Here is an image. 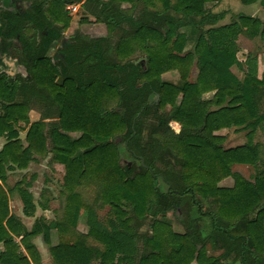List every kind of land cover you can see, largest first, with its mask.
Listing matches in <instances>:
<instances>
[{"label": "trees", "instance_id": "16d2710c", "mask_svg": "<svg viewBox=\"0 0 264 264\" xmlns=\"http://www.w3.org/2000/svg\"><path fill=\"white\" fill-rule=\"evenodd\" d=\"M218 1L85 0V10L95 23L106 25L107 35L93 38L76 31L52 58V44L74 24L66 10L73 1H33L21 15L0 11V36L20 44L11 53L30 75L27 91L51 101L58 114L47 132L45 123L30 127L25 149L14 123L27 119V108L11 104L0 117V136L9 139L0 165L25 168L31 153L45 158L51 152L65 168L64 219L56 224L61 240L50 249L55 264H264L261 150L250 141L224 149L223 138L214 135L231 127L254 129L264 116L258 108L263 83L253 71L243 81L231 72L242 27L253 28L258 21L241 16L239 23L210 27L218 16L206 4ZM186 27L195 34L188 51L187 37L179 33ZM115 32L121 37L113 45ZM136 50L145 55L144 63L129 60ZM194 65L198 75L192 82ZM172 71L180 84L163 81ZM15 89L0 72V99ZM213 91V99H203ZM171 122L180 126L179 133ZM66 132L82 135L72 140ZM120 146L134 164L121 165ZM236 164L257 169L253 182L232 172ZM230 177L233 187L219 186ZM84 188L96 202L109 205L107 219L100 220L82 201ZM6 203L0 185V262L35 264L37 251L29 242L47 230L35 223L31 232L23 231ZM82 210L89 235L65 239ZM169 212L180 216L183 233L165 222ZM144 219H150V230L141 232L134 223ZM22 232L27 257L18 255L12 239ZM89 237L103 247L89 245ZM208 248L220 255H209Z\"/></svg>", "mask_w": 264, "mask_h": 264}, {"label": "crops", "instance_id": "0c3cea01", "mask_svg": "<svg viewBox=\"0 0 264 264\" xmlns=\"http://www.w3.org/2000/svg\"><path fill=\"white\" fill-rule=\"evenodd\" d=\"M207 9L212 15L218 16L215 22L211 23L210 27H221L224 25H230L232 23H239L241 16L252 18L257 20L258 23L255 27H242V32L238 35L236 44L238 46L237 61L238 63L231 68V72L236 76L239 81H243L248 73L255 74L256 79L262 82L260 87L263 93V99L258 103L259 114H264V0H220L218 2H209L206 4ZM81 9L80 5L78 6ZM76 7V9H78ZM78 9V10H79ZM83 11V10H82ZM88 13V11H84ZM79 14L81 13L78 12ZM1 26V25H0ZM101 26V25H100ZM183 29H191L186 27ZM105 35H101L100 37ZM195 36V34H194ZM189 37L187 36V40ZM69 42L68 38H62L52 44L48 53V57H54L55 51L66 45ZM17 44V45H16ZM11 45V46H10ZM13 46H19V42L13 37L0 36V60L2 65L0 66V72L5 73L8 78L16 84V89L11 93L7 99H0V117L5 114V109L11 104H23L26 110L25 120H19L17 124L14 123L15 131L18 134V139L21 142L22 148H27L28 143L26 141L28 131L30 127L35 123H45L46 132L50 130V127L58 122V114L54 108V104L51 101L46 102L39 94H30L26 89L27 81L30 80V75L24 65L19 63V56H15L12 52ZM6 50V51H5ZM3 59V60H2ZM195 66V67H194ZM190 73V81H195L198 75L197 66L194 65ZM196 68L197 74L192 80V71ZM8 70V71H7ZM11 71V72H9ZM176 72V71H172ZM170 73V72H169ZM167 73V74H169ZM165 75V74H164ZM61 83V78L57 80ZM166 81V80H163ZM170 82L172 84H180L179 82ZM207 94H211V97H206ZM215 91L209 92L203 95L204 100L213 99ZM35 102L44 105V108L36 107ZM36 107V108H35ZM167 107V111H169ZM213 109H217L214 107ZM171 127L179 128L175 130L176 133L180 132V126L175 123H170ZM175 126V127H174ZM66 134L72 139L77 140L81 137V132H69ZM249 134V136H248ZM214 135L222 137V147L224 149H231L239 146H244L249 143L257 145L260 150V158L264 161V116L254 129L245 130L243 127H231L222 129L215 132ZM50 140V138H49ZM238 142V143H235ZM9 143L8 136H0V155L5 146ZM225 143H229L228 146H224ZM51 143L49 142V147ZM120 158L122 155L119 152ZM143 164V161H142ZM243 166L246 168H254V176L257 169L251 165L236 164L232 167V172L235 167ZM46 168L50 175L56 176L60 172V179H55L51 176L44 178V185L40 187V193L36 194L34 191L38 188L37 183L40 179L41 168ZM238 174V173H237ZM240 174V173H239ZM64 176L65 168L62 164L53 159V154L50 152L45 158L31 153L29 163L25 168H19L11 163H4L0 165V185L6 194L7 209L9 215L13 216L19 223V228L23 231L31 232L35 223H41L45 226L47 231H40L35 237L30 240V244L36 249L35 264H55L51 255V247H56L60 243V233L57 228V223L64 219V207L66 204L63 194L64 188ZM243 176V175H241ZM232 178V177H230ZM227 178V179H230ZM244 179L253 182L254 177L248 179L243 176ZM226 179V180H227ZM233 179V178H232ZM225 180L220 183V187L231 188V186L222 185ZM55 183V184H54ZM234 184V183H233ZM85 189V188H84ZM84 191V190H83ZM28 193L27 200L24 199V194ZM83 193V192H82ZM82 201L87 202L82 196ZM88 204V203H86ZM264 206V200L261 203ZM172 213V212H169ZM100 220H105L97 215ZM32 223L30 224L28 222ZM90 227L88 224V215L85 210H82L77 218L75 227H71L69 236H65V239H76L79 235L88 236ZM22 235H12L14 243L19 247L18 255L27 257L25 247L21 243ZM87 243L91 246L102 247L99 243H96L90 237L87 239ZM4 250L3 243H0V253ZM0 264H2L0 262ZM92 264H98L93 262Z\"/></svg>", "mask_w": 264, "mask_h": 264}, {"label": "rangeland", "instance_id": "374dc122", "mask_svg": "<svg viewBox=\"0 0 264 264\" xmlns=\"http://www.w3.org/2000/svg\"><path fill=\"white\" fill-rule=\"evenodd\" d=\"M33 1H48V0H26V3L23 4V6H22V7H27L26 8L27 9L26 12L31 10V8L33 6L32 5ZM67 1H73V2H69L66 5V10L68 11V15L71 17V19L73 20L74 24L70 26V30L69 31L63 33L62 36L64 38H68L69 39L70 36L72 34H74L76 31H79L82 34L88 35V36L93 37V38L100 37L103 34L105 36L107 35L106 25L105 24H100V23H95L93 15L91 13L84 12L85 8H86V7L83 6L85 0L80 1V2L77 1V0H67ZM79 5H80L81 9L78 8ZM76 7L79 10L76 9ZM126 8H129V5L124 4L123 5V9L126 10ZM80 11H81V13L79 14L78 12H80ZM84 18H87V19L91 20V22L80 24L79 21L84 19ZM0 25H1V23H0ZM179 33L184 34L186 37L187 36L189 37V39L185 43L184 51H188V50L193 49L194 44H195V37H194V32L192 31V29H181V30H179ZM30 34H32V33H30ZM119 37H121V35L115 32L114 38H112V40H111L113 45L117 42V39ZM57 51H58V49H57ZM57 51H55V53ZM55 53H54V55H55ZM129 60L132 61V62H143V63L146 61L145 60V55L139 50H136L134 52V54L130 57ZM9 72H11V71H9ZM196 74H197V70H196V68H193L192 80H194V77H196ZM162 79L166 80V81H171V82H179L180 76H179V74L177 72H175V73L174 72H170L169 74L163 75ZM206 97H211V94H207ZM35 104H36V107H38V108L35 107L36 109L41 108V110H42V108H44V105H42L41 103L35 102ZM178 129L179 128H177V127L174 128V130H178ZM235 143H238V142H235ZM228 144L229 143H225L224 146L227 147ZM119 152L122 155V158H121V165L122 166L123 165L126 166V165L134 164L133 158L128 154L127 151H125V148L123 146L119 147ZM263 155H264V153H263ZM135 166L138 169V167H137L138 163L136 161H135ZM40 171H41L40 172V179H39V182L37 183L38 188L34 191L36 194H38V193H40L42 191V190L40 191V189H41L40 187H43V185H44V178H46L47 176L48 177L51 176L50 172L44 167H42ZM234 171L236 173H238V174L240 173L239 175H243L245 178H248V179L251 176L253 178L254 177L253 174L255 172L254 168H252V167L251 168H246V167H243V166L235 167ZM51 177L53 178V180H54V178L55 179H60L61 178L60 177V172H59V174L57 173L56 176H54V174H53ZM225 181L226 182L222 183V185H224V186H231L234 183V179H232V178L227 179ZM82 196L84 197V199L87 200L86 203H88V205H90V208L93 209L96 212V214L99 215L101 218L105 219L106 217L111 215V210H110L109 205H107L105 203H102L99 200H98L99 202H96L94 194H92L87 189H84V191L82 193ZM163 217H164L163 219L165 220V222L169 223L173 227V230L175 232H177V233H183L184 232V228H183V226H181L180 221H179L180 220V216L179 215H175L173 213H168L167 215H165ZM161 218L162 217L160 216L159 219H161ZM32 223H33V221H32ZM32 223H30V221L28 222V224H30L29 227L32 225ZM149 223H150V219H144V220H137V223L136 224L134 223V225H135V227H137V229H139V231H141V232L144 231L145 232V231H149L150 230L149 229ZM102 247L100 246V248H102ZM208 254L211 255V256H219L220 252H216V251H213V250L211 251V248H208ZM193 264H195V263H193Z\"/></svg>", "mask_w": 264, "mask_h": 264}, {"label": "flooded vegetation", "instance_id": "af4514ba", "mask_svg": "<svg viewBox=\"0 0 264 264\" xmlns=\"http://www.w3.org/2000/svg\"><path fill=\"white\" fill-rule=\"evenodd\" d=\"M26 0H0V11L21 15L26 12L27 7H22Z\"/></svg>", "mask_w": 264, "mask_h": 264}]
</instances>
